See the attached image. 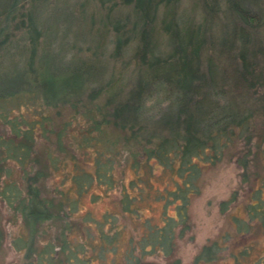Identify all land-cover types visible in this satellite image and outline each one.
<instances>
[{"label":"trees","instance_id":"1","mask_svg":"<svg viewBox=\"0 0 264 264\" xmlns=\"http://www.w3.org/2000/svg\"><path fill=\"white\" fill-rule=\"evenodd\" d=\"M179 2L94 0L107 10L103 27L107 29L111 22L112 59L120 60L124 53L131 52L134 78L126 86L119 75L107 78L103 62L97 59L73 55L66 64L57 59L59 53L52 51L51 45L59 24L75 17L69 0H0V117L11 131L0 132V197L12 208L11 219L22 218L25 233H14L11 245L17 251L24 250L27 264L63 261L65 239L58 242L61 246L52 239L45 240L42 247L36 244L46 225L64 219L70 209L69 195L60 187L49 190L45 182L52 169L61 166L62 152H67L62 140L67 126L75 125L80 118L85 124L71 133L72 146L67 153L77 160L75 147L94 148L98 169L97 174L84 170L66 174L79 193L85 192L87 182L98 174L105 183L115 179L114 171L108 170L112 163L104 162L114 158L111 154L118 142L107 136L109 127L121 131L137 166L142 158L156 160L187 180L169 192L170 199H185L193 192L192 178L201 164L198 159L211 164L222 160L237 139L243 137L237 156L245 149L254 158L264 153V125H253L254 110L264 107V95L256 99L259 107L251 109L245 101L251 87H264V65L259 69L256 63L264 43L254 40L257 29L264 33V0H198L201 21L196 22L175 16ZM246 3L258 11L252 12ZM79 4L84 16L86 3ZM119 7L129 8L131 15L121 17ZM69 27H65V35ZM149 100H156L153 112L146 108ZM65 104L72 110L70 120L56 129L47 127L52 118L48 109L60 115V107ZM23 106L35 115L30 119L12 115ZM54 133L57 153L38 142ZM239 157L245 168L242 178L262 177L264 184L260 170L248 173L251 160ZM250 188L253 196L246 201L248 218L243 221L249 233L253 228L264 231V187ZM58 192L60 198L56 200ZM179 213L185 216L182 208ZM171 236L166 227L149 231L143 247L150 244L154 249L162 248ZM5 238L6 230L0 224V248ZM220 249L216 242L206 245L197 260L202 256L211 259ZM258 264H264V254Z\"/></svg>","mask_w":264,"mask_h":264},{"label":"rangeland","instance_id":"2","mask_svg":"<svg viewBox=\"0 0 264 264\" xmlns=\"http://www.w3.org/2000/svg\"><path fill=\"white\" fill-rule=\"evenodd\" d=\"M82 1L86 3L83 7L85 18L80 11L82 6L79 3ZM69 2L73 5L74 20H69L67 24H59L56 39H53L51 45L52 51L59 53L57 55L59 62L66 64L73 55L97 59L103 62L106 72L104 75L107 78V75L116 77L119 75L122 84L129 86L134 78V66L130 64L131 52L124 53L120 60L112 59L111 22L107 29L103 27V21L107 19L105 18L107 10L101 9L94 0ZM245 7L252 12L258 11L251 3H246ZM117 13L121 17L125 14L131 15L129 8L125 7H119ZM200 15L198 0H181L175 6V16L178 18L184 17L196 22L201 21ZM67 25L70 27L65 35ZM254 36L256 44L264 43L263 31L257 29ZM259 47L261 45H258ZM261 52L262 56L260 54L256 57L259 69L264 65V49ZM217 63L223 69L226 67L221 61ZM127 64L130 65L124 66ZM122 67H125V70H121ZM249 93L248 100L245 98V101L249 102V107L251 109L253 106L259 107L256 99L260 94L264 95V87H251ZM155 101L147 102L146 108L150 112L157 106ZM60 108H62L60 115L52 108L48 109L52 118L47 127L54 126L56 129L62 126L64 121L70 120L71 108L66 104ZM12 115L30 119L35 113L23 106ZM254 117V127L262 128L264 107L256 108ZM82 124H85V120L80 118L75 125L67 126V132L63 138L61 137L67 152L68 147L72 146L71 133L74 129L77 131ZM21 125L25 127L23 123ZM3 131L11 132L8 124L0 117V132ZM106 134L112 140L118 139L111 154L114 158L110 161L104 160L105 163H112L108 170L114 171L115 179L105 183L99 180L101 174H98L99 176L97 175L91 182H87L85 192L79 193L77 185L72 179L66 178V174L70 176L76 170L97 174L94 148L75 147L73 150H77L75 154L77 160L70 158L69 152L68 154L63 151L59 160L61 166L52 169L45 184L49 190L59 187L63 189L65 194L69 195L70 209L67 214L64 213V219L46 225L45 233L41 234L36 244L38 247H42L45 240L52 239L54 244L60 245L58 242L61 243L65 239L67 249L61 250L63 261L59 264H129L137 258L141 262L156 264H258L264 254V231L253 228L249 233L247 222L243 219L248 218L246 201L253 196L250 186L264 187V184L261 182L262 177L260 179L253 177L251 180L242 178L245 168L241 166L238 156L251 160L250 166L247 167L248 173L260 170V176H263V152H259L258 157L254 158L253 154L245 149L237 156L243 137L237 139L235 146L227 150L222 160L211 164L208 160L203 163L198 159V164H201L198 174L192 178L193 192L185 199L179 196L170 199L169 192L175 191L187 180L176 172L163 168L156 160L142 158L137 166L136 160L132 159L130 150L125 146L121 131L109 127L106 128ZM57 139L54 133L48 135V138H40L38 142L39 145L49 146L53 153H57L58 145L55 143ZM15 176L17 175L14 173ZM55 197L56 200L60 198L59 192ZM180 208L185 211V216H180ZM0 217V224L6 230V238L0 248V264H27L24 250L17 251L11 245L14 233H25L22 218L11 219L12 208L5 200L2 201L1 197ZM63 225H68V229ZM161 227H166L172 234L164 247L156 246L154 249L150 244L143 247V243L146 242L144 237L149 231L152 233ZM54 237H57L56 241L53 240ZM148 241L150 242V239ZM215 242L221 245V249L213 255L214 257L207 259L206 256H202L197 260L204 246Z\"/></svg>","mask_w":264,"mask_h":264},{"label":"water","instance_id":"3","mask_svg":"<svg viewBox=\"0 0 264 264\" xmlns=\"http://www.w3.org/2000/svg\"><path fill=\"white\" fill-rule=\"evenodd\" d=\"M129 264H156L153 262H135V263H129Z\"/></svg>","mask_w":264,"mask_h":264},{"label":"flooded vegetation","instance_id":"4","mask_svg":"<svg viewBox=\"0 0 264 264\" xmlns=\"http://www.w3.org/2000/svg\"><path fill=\"white\" fill-rule=\"evenodd\" d=\"M139 262H141V261H139ZM132 263H135V262H132Z\"/></svg>","mask_w":264,"mask_h":264}]
</instances>
